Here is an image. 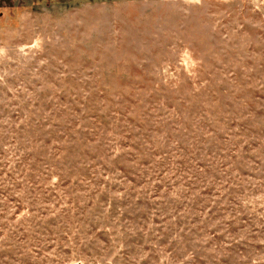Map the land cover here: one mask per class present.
<instances>
[{
	"label": "rangeland",
	"instance_id": "1",
	"mask_svg": "<svg viewBox=\"0 0 264 264\" xmlns=\"http://www.w3.org/2000/svg\"><path fill=\"white\" fill-rule=\"evenodd\" d=\"M0 264H264V0H0Z\"/></svg>",
	"mask_w": 264,
	"mask_h": 264
}]
</instances>
